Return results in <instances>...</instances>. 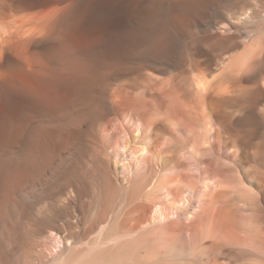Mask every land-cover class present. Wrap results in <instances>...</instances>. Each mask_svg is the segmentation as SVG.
Wrapping results in <instances>:
<instances>
[{
  "label": "rangeland",
  "instance_id": "374dc122",
  "mask_svg": "<svg viewBox=\"0 0 264 264\" xmlns=\"http://www.w3.org/2000/svg\"><path fill=\"white\" fill-rule=\"evenodd\" d=\"M224 1L226 2V0ZM224 1H222V3H225ZM234 1H236V3L238 2L236 7L251 5V8L247 11L245 10L247 13L243 12L238 18H232V21L235 22L236 26L239 28L233 29L230 25L225 24L226 26L219 25V31H224L225 28H227L230 32L232 31L231 33L235 31L237 34L239 33L240 40H246L257 31V28L261 25L259 18L264 16V0H233V2ZM218 2L207 7L210 12L207 9L206 11L205 7L203 9L205 14L202 10V13L195 18L197 21L193 20L195 25L192 21L193 24L189 23L191 24L190 26L188 24L184 28L179 29L172 21L166 19V26H168V29L166 33L163 34V36L166 35L164 36L165 38L159 35V37H156L157 32H152L151 37L150 35L141 33L139 47L136 46L133 49V52H137L136 55H129V59L123 63L124 65L114 63L113 66H118H114L113 69H109L112 64L106 66L107 68L109 67L108 69L104 65H97L102 67L99 68L96 66L100 73L96 68L92 70L94 67H90L91 69L88 68L84 73L87 77V81H83L84 87H82L86 89H80V92L75 91V93L73 90H69L68 86L73 81H64V79L75 76V73H73L70 68L66 66H63V68L60 64L53 61L45 49L42 51V48H34V52L40 49L38 52L42 51L40 53L43 54L40 55V53L33 52L31 55L33 59H36V61H34L35 64L37 62L36 65H38L39 68L33 65L34 62L32 63V67H30L27 61H25L29 59L27 56L26 59L25 56H23L24 58L21 57L22 59L11 56L8 58L9 60L7 59L1 63L3 65L0 66V202L2 203L3 201V205L1 204L2 207L0 205V231H2L0 232V257L2 256L4 260L2 257L0 259L4 262H2L3 264H19L21 261V263L24 264V260L30 261L31 257L32 260L35 258L34 261L37 262L36 264L42 262L44 264H55L62 259L72 257L81 260H95L97 257V260H102L104 258L112 260L120 252L124 251L130 242L134 241H139L141 243L139 249L140 253H144V246L150 242L156 243L158 246H160L161 243L164 245L167 243V247L173 250H177L180 248L178 246H181L182 248L180 250L183 251L184 248V250H186L185 252H187L191 247H196L198 245L197 240L201 242L200 239L203 237L197 232V235H195L196 233L194 231H184L186 233L184 234L183 232L181 234L183 236L181 237V235H177L178 232L175 231H177L178 227H183L197 220L201 221V224L204 223L202 225L203 228L207 226L212 228L211 236L209 238H207L208 236L205 237L206 239L203 238L202 243L212 244V241L213 243H215L214 241L216 240L219 242V239L227 241L228 236L232 233L245 235L244 229L240 230L236 228L234 224H232L234 219L231 220L230 217L233 218L234 214L240 212L238 211L240 209L237 207L239 204L236 202L239 196L245 195L250 201L251 193L248 184H242L239 180L243 178V174L251 171L252 173L256 172L253 174L257 176L260 174L264 176V165H262L264 163L260 161V152L257 150L258 147L252 146L255 145L257 141V144H259L264 137V124L257 125L255 132L249 136H247L249 134V128L239 126L237 123L236 125L229 124V127L216 124L212 126L206 125L193 110H190L189 106H186V96H184V93L178 94L177 92L181 91L177 86L181 84L183 87L185 84V81H179L181 78L215 67L211 64V58L215 54L214 49L219 47L214 43L211 36L214 34L211 33L215 31L211 25L214 22H221L223 20V22H225L227 16L232 15L235 10L229 9L233 6L232 2L230 4L228 3L227 7H225V4L222 5V3ZM212 6L213 8H211ZM17 25L15 24V26ZM175 34L177 35L175 36ZM206 36L210 40L205 38ZM162 38L164 40H162ZM149 40L151 43H148ZM156 44H158V47ZM161 44L165 45L163 48L167 46L166 49L171 46L166 50L169 52H167L168 55H166L165 49L162 50ZM152 45L158 50L160 48V50L158 51L154 47L153 49L155 50H153L151 47ZM148 48L151 49L148 50ZM141 50H145L144 55H142L143 52H141ZM161 50L162 52H160ZM158 52L160 53L159 55ZM45 53L48 56L46 59L52 60L51 63L55 64L53 66L54 68L56 67V72L58 70L57 73L60 76H56L57 73L53 75L55 69L52 68V64L47 66L50 62L48 60L49 64H46L47 60L45 59V61L43 57ZM134 57L138 59H136L137 62ZM159 57H164L165 60ZM127 62L131 63L128 64ZM162 62L166 68L163 66ZM39 63H41V65ZM168 63L172 65L171 69H168L170 68ZM41 66L43 67L40 68ZM139 66H141L143 70ZM44 68L50 69L51 71L54 69L52 75L53 77H57L56 80L47 74L49 71L47 72L46 70V73H43L41 69ZM61 68L63 70H60ZM39 69L42 72H40ZM64 69H69L70 72ZM137 69H139V73H137ZM140 69L144 72L141 73ZM60 71L67 72H64L66 74L62 73L65 78H60L62 76ZM42 73L43 75L45 74L44 78ZM47 75L49 76L47 77ZM99 76L101 79H98ZM177 79L179 80L177 81ZM50 83H52V86H50ZM55 83H57L58 86ZM247 84L248 83H245L243 92L245 94H251V87L249 86L252 85L251 83ZM40 85L42 86V88L40 87L41 89L38 88ZM59 86H61L60 89ZM48 87L50 93L47 90ZM64 88L65 90L61 92ZM50 89L53 92H51ZM20 90L23 92L21 91L22 93H20ZM31 91L33 92L32 96ZM20 94H22L23 98ZM45 94L47 95L45 96ZM76 94L80 95L79 98ZM181 94L183 97L180 96ZM36 95L37 98L40 97L41 100L36 99ZM95 95L98 97L95 98ZM53 96L56 97V99H53ZM101 96L108 100L111 107L115 105V108L120 107V109H124V107L128 106L127 108L130 110L132 116L129 113L131 117L129 116L125 120L116 121L120 123L118 127L117 124L114 123L115 121L110 120L113 118V115L111 113H104L103 108H101L103 99ZM72 97L76 99L73 100ZM92 98L94 99V103L92 102ZM53 100L57 101L54 102ZM97 101L100 102L101 107L99 103L97 104ZM25 102L27 104H25ZM40 104H44V106ZM50 104L54 106L52 105V107H50ZM23 105H25V107ZM178 105L180 110L178 109ZM230 105L222 107V109L224 111L223 113H227L228 117L230 116L229 119H232L234 118V114L237 113L239 103L234 102ZM48 107H50V109ZM53 107L58 108L53 109ZM100 109L102 111H99ZM101 112H103V114ZM23 113L24 115L20 116V114ZM18 116H20V118ZM168 116L174 119L175 124H171L167 121L166 118ZM151 121H154L155 124L157 123L159 127H161L160 125L163 126L161 129H158L159 127H156L154 122ZM151 123L153 125H151ZM228 123H230L229 120ZM121 124L122 126H120ZM21 127L23 129L22 131ZM210 127L212 129H210ZM233 127L235 128L231 129ZM7 128L8 130H6ZM246 136L249 137L247 140L249 146L247 144L244 146L241 143ZM111 142H117L118 145L120 144L119 147H117V159L119 161L117 165H113L110 161L106 162L109 159L107 157L111 149L105 150L104 145L105 143ZM10 143L11 145H9ZM237 145L239 146L240 153L237 151ZM142 146L146 147L143 156L140 155V148ZM241 147L243 148L241 149ZM26 150L28 151L26 152ZM32 159L34 161H32ZM11 166L12 168L17 167L18 169L15 168V170L13 168L14 170H12ZM22 166H26L25 169ZM31 166L36 169L35 176H33L35 177L34 183L27 180L29 175L26 176L29 174L27 172L30 171ZM216 167L218 171L215 169ZM9 168L11 172L16 171L18 175L11 172L8 173ZM19 169L21 170V174L18 173ZM42 170H45L44 174ZM213 170L215 172H213ZM211 171L213 173H211ZM223 171L227 173L225 174ZM8 175H10L11 178H9L10 176L8 177ZM21 175H23L24 179ZM12 177L15 179L13 178V180H11ZM105 182L109 184H107L109 187L105 185ZM115 182H120L119 186L114 185L113 183ZM22 183H24V186H21ZM2 184L6 186L7 189H5ZM116 186L120 190L119 196L113 201L114 203L112 205V197L110 198L109 196L111 195V191L113 193V191L116 190V188H113ZM8 187L14 188L8 190ZM94 187H96L95 190L93 189ZM111 187L115 190H111ZM12 189L15 190L11 191ZM3 190L4 193L2 192ZM181 191L182 194H180ZM11 192H13L14 195ZM96 192H98V194ZM167 193L172 195H168ZM176 193L180 194V196H175L174 194ZM106 194L110 195L107 196ZM9 195H11L12 198L14 196V200H10L11 198L8 197ZM172 196L177 197V199ZM182 198H184V200ZM104 206H110L111 208L108 207L104 210ZM154 208H159L158 211L161 210L159 212L163 214L162 219H158V221L152 220V216H154L153 214H155L156 211ZM229 213L232 214L229 216ZM146 214L147 216L150 215L148 216L149 218ZM8 216L11 218L9 219ZM102 216H105L104 222H100ZM141 217H144L146 220L140 222L142 224L134 228V224H137V221H139ZM190 219L192 220L190 221ZM148 220H151V222ZM229 220L231 221L230 224ZM131 226L133 228L130 229ZM172 227H176L174 229L175 231H173L176 235H173ZM190 232H194L193 235H190ZM8 235L11 237L9 238ZM195 236H197V239H195ZM32 245L36 247H31ZM17 248L18 250H16ZM29 252L31 253L30 255ZM2 253L6 257L3 256ZM26 257H28V259ZM144 263L154 264L155 259L142 262V264Z\"/></svg>",
  "mask_w": 264,
  "mask_h": 264
},
{
  "label": "bare ground",
  "instance_id": "6f19581e",
  "mask_svg": "<svg viewBox=\"0 0 264 264\" xmlns=\"http://www.w3.org/2000/svg\"><path fill=\"white\" fill-rule=\"evenodd\" d=\"M222 1H224V0H0V64L2 62H4L5 60H7L11 56H14V58H15V56L17 58L19 57V59L21 57L24 58L23 56H25V59H26V56H27L29 59H27L25 61H27V63L30 65V67H32V63L33 62H34L33 65L37 64V62L35 64L36 59H33V56H31L33 54V52H34L33 49L34 48H37V49L38 48H42V51H44L43 49H45V50H47L46 52H48L49 57L53 61H55L56 63L60 64L61 67L66 66V67L70 68V70L73 73H75V76L69 77L67 79H64V81L65 82L66 81H73L68 86L69 90L71 89L74 92L75 91H79L80 92V89H83V90L86 89V88L84 89L82 87H84L83 86V81H85V82L87 81V77L84 75V73L86 72V70H88V68L94 67V68H92V70H93V69L96 68L97 65H104L106 67L107 65L112 64L111 68H109V67L108 68L109 69H113L114 66H118V65H114L113 66L114 63L123 64L124 62H126L129 59V55H133V54L136 55L137 52H133L134 51L133 49L136 46L139 47L138 45H139V40L141 39V33H145L147 35H150V37H151V33L152 32H157L156 33L157 35L155 34L156 37L158 35L159 36H163V34L166 33V30L168 29V26H166V19L172 21L179 29L184 28L189 23H192V21L195 20V18H197L198 15H200V13H202V10L205 7H206L205 10H206L208 6L213 5V4L217 3V2L218 3H222ZM231 2L233 4V6H231L229 9H235L233 14L230 15V16H227V18L225 19L226 20L225 22H223L224 21L223 20L221 22L220 21L219 22H214L211 25L215 29V31L211 33V34H213V33L214 34L211 35V36H212V38L214 40V43L217 44L218 47H219V48L214 49V51H215L214 53L215 54L211 58V61H212L211 64L214 65L215 67L214 68H209V69L204 70V71H199V72H197V73H195L193 75L181 78L180 80L177 79V81L178 80L179 81H185V84L183 85V87L181 86V84L180 85H178L179 83L177 84L178 85L177 86L178 89L180 88L181 91H182V92L181 91L180 92L177 91V92H178V94L179 93H182V94L184 93V96H186L185 97L186 106H189L190 110L191 111L193 110V112L195 114H197L199 116V118H201V120L204 122V124L210 125V126H212L213 124H216V125H221L223 127H225V126L229 127V124H235L236 125V123H237L239 126L248 127L249 128V132H248L249 134L247 135V136H249L250 134H253L255 132V129H256L257 125H260L262 123L264 124V68H263L264 67V16L259 18L260 19L259 21L261 22V25H260V27L257 28L258 30L255 31L252 35H250L248 39L240 40L239 39L240 35H238L239 33L237 34L235 30H233V31H235L234 33H231L232 31L230 32V30L227 29V28H225L224 31H219V27H220L219 25H223L224 26L225 24H227V25H230V27L233 28V29L239 28L238 26H236L235 22L232 21L233 20L232 18H238L243 12L247 13L246 11L249 8H251V5H249V6L245 5L243 7L242 6L236 7L237 6L236 4L238 2L237 3H236V1L233 2V0H226V2L222 3V5L225 4V7H227L228 3L230 4ZM239 3H240V1H239ZM211 8H213V6ZM208 11L210 12V10H208ZM203 12H204V10H203ZM204 14H205V12H204ZM207 14H208V12H207ZM195 21H197V20H195ZM193 23H194V21H193ZM222 23H224V24H222ZM15 24L16 25L18 24V25L15 26ZM190 25L191 24H189V26ZM194 25H195V23H194ZM154 30H156V31H154ZM176 35L177 34H175V36ZM164 36H166V35H164ZM205 38H207V36ZM162 40H164V39L162 38ZM208 40H210V39H208ZM173 42H175V41H173ZM148 43H151L150 40H149ZM155 43H157V42H155ZM159 43H161V42H159ZM164 44H161L162 45L161 46L162 50L165 49V51H166L168 48L171 47L170 46V47H168L166 49V47H167L166 46L165 48H163V46H165ZM156 45L158 47V44H156ZM174 46H175V44H174ZM176 46H177V44H176ZM140 47H141V45H140ZM151 47L153 49L154 45H152ZM189 47H190V45H189ZM213 48H215V47H213ZM149 49H151V48H148V50ZM155 49H157V48H155ZM155 49H153V50H155ZM159 50H160V48H159ZM162 50L160 52H162ZM38 51L34 52V53H38L39 54L40 52H42V51H40V52H38ZM135 51H137V50H135ZM177 51H179V50H177ZM141 52H143L142 55H144L145 50L144 51L141 50ZM167 52L168 51H166V55H168ZM42 54L40 53V55H42ZM45 54L43 55L44 60L46 59V57H48L47 54L46 55ZM155 54H157V53H155ZM159 54L160 53L158 52V55ZM29 56H31V57H29ZM159 58H163L164 59V57H159ZM51 59H48L50 64H49L48 60L46 59L47 62H48V63L46 62V64H49L47 66H50L52 64V68H54L53 65H55V64L51 63V61H52ZM134 59L136 60L137 58L134 57ZM137 60H136V62H137ZM166 60H167V58H166ZM136 62H134V63H136ZM41 63H39V64L41 65ZM130 63H128V64H130ZM176 63H177V61H176ZM162 64H163V62H162ZM170 64H171V62H170ZM170 64H169L170 68H168V69L172 68L171 67L172 65H170ZM2 65L3 64H1L0 66H2ZM60 65H59V68H60ZM125 65H126V63H125ZM137 65H139V64H137ZM36 66H37V68H39L38 65H36ZM43 66H44V64H43ZM43 66H41L40 68H42ZM163 66H164V64H163ZM97 67L102 68L100 66H97ZM139 67H141V66H139ZM47 68H49V67H47ZM44 69H45V71H44ZM44 69H41L43 71V73L44 72L46 73V70H47V72L49 71L47 74H49L51 76V78L53 77V75H55L58 72V70L56 72V67L54 68L55 71H53L54 69L52 70L54 72L53 75H52V71L50 69L49 70L46 69V68H44ZM141 69H142V67H141ZM141 69H140V71H141ZM41 70H40V72H42ZM60 70H63V69L61 68ZM64 70H68L70 72L69 69H64ZM96 70H97V68H96ZM138 70L139 69L136 70L137 73H139ZM216 71H218V72H216ZM50 72H51V74H50ZM64 72H66V71H63L60 74H62V73L66 74L67 73V72L66 73H64ZM89 72H90V70H89ZM142 72H144V71H141V73ZM43 73H42V75H43ZM63 74H62V76L60 78L64 77ZM95 74H97V73H95ZM49 75H47V77ZM58 75L59 74L57 73L56 76H58ZM89 75H90V73H89ZM144 75H145V73H144ZM144 75H142V76H144ZM56 76L53 77L55 80L57 78ZM67 76H68V74H67ZM137 76H139V75H137ZM137 76H135V77H137ZM44 77H45V74L43 75V78ZM62 79H60V80H62ZM98 79H101V77L99 76ZM102 79H103V77H102ZM50 80L53 81L52 79H50ZM102 81H105V80H102ZM65 82H62V83H65ZM57 83H55V84H57ZM245 83H248V84L251 83L252 86H249V87H251V92H252L251 94H245L243 92L244 91L243 87L245 88ZM7 84H9V83H7ZM51 84L52 83H50V86H52ZM59 85H60V83H59ZM57 86H58V84H57ZM179 86H181L182 88L179 87ZM40 87L42 88L41 85L38 88L41 89ZM60 87L61 86H59V89H60ZM68 87H67V90H68ZM24 89H26V88H24ZM56 89H54V90H56ZM32 90H33V88H32ZM47 90L49 92V87H48ZM64 90H65V88L63 90H61V92L64 91ZM83 90H81V91H83ZM21 91L22 90H20V93L23 92V91L22 92ZM50 91H51V89H50ZM51 92H53V91H51ZM67 92H65V93H67ZM41 93H42V91H41ZM45 93H46V90H45ZM55 93H57V92H55ZM39 94H40V92H39ZM182 94L180 96H182ZM32 95H33V92L31 93V96ZM46 95L47 94H45V96ZM76 95L79 98L80 95L79 94H76ZM20 96H22V94H20ZM64 96H66V95H64ZM69 96H70V94H69ZM95 96H96L95 98L98 97L97 95H95ZM41 97H42V95H41ZM22 98H23V96H22ZM54 98L56 99V97L53 96V99ZM36 99H40V97L37 98V95H36ZM74 99H76V98H73V100ZM98 99H96V100H98ZM57 100H55V101H57ZM23 101H25V100H23ZM100 101H101V99H100ZM54 102H51V103H54ZM92 102L94 103V99H93ZM234 102L235 103H239V108L237 110V113L234 114V118L229 119L230 116L228 117L227 113L226 114L223 113L224 111H223L222 107L230 105V104H232ZM13 103H15V102H13ZM44 103H45V101H44ZM98 103H99L100 107H101V104H102L101 108H103L104 113H108V114L111 113L113 115V118L110 119V120L115 121L114 123H116L118 127H119L118 124H120V123H118L116 121L125 120L127 117H129L131 115L130 110L127 108L128 106L124 107V109L122 107H121L122 109H120V107L119 108H115L114 107L115 105L113 107H111L110 103L105 98L102 99V103L101 104H100L99 101H97V104ZM25 104H27V103L25 102ZM90 104H92V103H90ZM40 105L44 106V104H40ZM52 105L53 104H50V107H52ZM23 106L25 107V105H23ZM50 107H48V108L50 109ZM54 108H56V107H53V109ZM35 109H37V108H35ZM53 109H51V110H53ZM127 109H128L129 112L127 111ZM178 109L180 110L179 105H178ZM20 111H22V110H20ZM99 111H102V110L100 109ZM176 111H177V108H176ZM11 112H13V111H11ZM24 113L20 114V116L21 115L23 116ZM55 113H56V111H55ZM101 113L103 114V112H101ZM129 113H130V115H129ZM185 115H186V113H185ZM230 115H233V114H230ZM9 116H10V114H9ZM20 116H18V117L20 118ZM136 116H138V115H136ZM102 117H104V116H102ZM31 118H32V115H31ZM171 118L172 117L169 118V116H168L166 119L171 124H175L174 119L172 118L173 119L172 120ZM135 119H137V118H135ZM10 120H11V118H10ZM131 120H133V119H131ZM153 120H155V119H153ZM228 120H229L230 123H228ZM127 121H128V119H127ZM151 122H154V121H151ZM116 124H113V125H116ZM154 124H155V122H154ZM151 125H153V124L151 123ZM155 125H156V127L158 126L157 123ZM120 126H122V124ZM160 126L162 127L163 125H160ZM161 127H159L158 129H161ZM231 127H232V125H231ZM5 128H6V126H5ZM234 128L235 127L231 128V129H234ZM210 129H212V128L210 127ZM6 130H8V128ZM22 130L23 129L21 127V131ZM132 130H133V128H132ZM54 131H56V130H54ZM136 131H137V129H136ZM222 131H224V130H222ZM58 134H60V133H58ZM58 136H60V135H58ZM247 136H246V138L244 137L245 139L241 142L242 145H244V146H246V144L248 142L247 140H248L249 137H247ZM239 137H238V139H239ZM76 138H75V140H76ZM117 142H115V143H112V142L111 143H105V145H104L105 147L103 146L105 150L111 149V151H110V153L108 154V157H107L109 159L106 162L110 161L111 163H113V165H117L118 162H119L118 159H117V152H118L117 151L118 150L117 147H119L120 144L118 145ZM257 142L255 143V145H252V146L258 147L257 150H259V152H260V161L262 163H264V137L262 138L261 142H259V144H257ZM9 145H11V143ZM256 145H258V146H256ZM1 147H2V144H1ZM31 148H33V147H31ZM242 148L243 147H241V149ZM244 149H246V148H244ZM8 150H10V149H8ZM145 150H146V147H144V146H142L140 148V151H141L140 155L141 156H143V154H145ZM27 151L28 150H26V152ZM31 151H32V149H31ZM237 151L238 152L240 151L239 146H238V150ZM107 153H108V151H107ZM242 158H243V156H242ZM22 159H21V161H22ZM29 159H31V158H29ZM14 161H16V160H14ZM32 161H34V160L32 159ZM15 165H16V163H15ZM30 165H32V164H30ZM262 165H264V164H262ZM33 166H34V163H33ZM33 166H31V167H33ZM25 167H23V168L25 169ZM31 167H30V171L27 172L29 174H27L26 176L29 175L28 176L29 178L27 180L29 182H31V183H34L35 182V180H34L35 177H33V176H35L34 174L36 173V169L34 167L33 168H31ZM11 168H12V166H11ZM13 168H12V170H14L15 168L18 169L17 167H15L14 169ZM215 169H217V171H218L217 167ZM221 169H222V166H221ZM37 170H39V169H37ZM228 170H229V168H228ZM228 170H226V171H228ZM20 171L21 170L19 169V172L18 171L17 172L19 174H21ZM44 171H43V174H44ZM253 171H255V170H253ZM257 171H258V169H257ZM10 172H11V169L9 168V172L8 173H10ZM213 172H215V171L213 170ZM213 172L211 171V173H213ZM221 172H222V170H221ZM224 172L225 171H223V173ZM250 172L251 171H249V173H247V172L245 173L244 172L245 174H243L244 175L243 178L239 179L240 183H242V184L247 183L248 184V186L250 188V193H251L250 201H249V198L247 196H245V195L239 196L238 199L236 200V202L239 204L237 207L240 209V210H238L240 212H238V211L237 212L240 213V214L236 213V214L233 215L234 217L232 216L233 218L230 217L231 220L234 219L232 221L233 222L232 224H234V226L236 228H239L240 230L244 229L243 231H245V235H239V233H232V234L230 233L231 235L229 234L230 236H228V238H227L228 242L225 241V240L219 239V242L216 240L217 242L214 241L215 243H213V241H212V244L202 243V241H203L202 239L203 238H205L207 236H208L207 238H209L211 236L212 228L209 227V226L203 228L202 225L204 223L201 224V221L197 220V221H192V222H190L188 224L186 223L187 225H185L183 227H178L177 231L174 230L176 227L175 228L172 227L173 228L172 232L173 231L178 232L177 235H179V234L181 235L184 231H194L195 233L196 232L200 233L201 235L200 234L199 235L203 237V238L199 237V238H201L200 239L201 242H199V240H197L198 241V243H197L198 245L196 247H194V248L191 247V249L189 251L187 250V252H185L186 250H184V248H183V251H181L180 250L182 248L181 246H178V247H180V248H178L180 250L179 251L178 249L177 250H173V249L167 247V243H165L166 245L161 243V245L158 246L156 243H151L150 242V243H147L144 246L145 247L144 253H140L139 249L141 247V243L139 241H134V242H130L128 244L127 248L124 251L120 252L112 260H110L108 258H104L102 260H97L98 257L95 260L94 259H87V260L82 259L81 260V259H79V258L77 259L75 257L74 258L73 257L72 258H68L67 257L68 259H62V260L56 262L55 264H111V263L112 264H142V262H148L151 259H155V263L154 264H264V176H262L263 174L259 175L258 173L257 174L259 176H257L255 174H253V173H256V172H253V173L252 172L250 173ZM11 173L17 174L16 171L15 172H11ZM54 173H55V171H54ZM219 173H220V171H219ZM226 173L227 172H225V174ZM1 174H3V173H1ZM9 176L10 175H8V177ZM21 176L23 178V175H21ZM21 176H19V177H21ZM9 178H11V176ZM13 178L14 177H12L11 180H13ZM16 180H17V178H16ZM106 180H107V178H106ZM37 181H38V179H37ZM10 182H12V181H10ZM16 183H17V181H16ZM115 183H113V184L119 186L120 182L119 183L115 182ZM19 184H20V182H19ZM23 184L24 183H22L21 186H24ZM107 184L108 183H106L105 185H107ZM117 186L113 187V188H116V190L112 189V187H111V190H115V191H113V193L111 191L110 192L111 195L109 194L110 196L106 194L110 198L112 197V201H111L112 205L114 203L113 201L115 199H117V197L119 196V191L120 190H119V188H117ZM0 187H1V185H0ZM4 187H5V189H7L6 186H4ZM16 187H15V189H16ZM11 188H14V187H8V190L11 189ZM95 188L96 187H94L93 189L95 190ZM120 188H121V185H120ZM1 190H2V188H1ZM14 190L12 189L11 191H14ZM5 191H7V190H5ZM2 192L4 193V190ZM98 192H96V193L98 194ZM11 193L13 194V192H11ZM180 194H182V191H181ZM180 194L176 193L174 195L175 196L176 195L180 196ZM170 195H172V194H170ZM99 196H101V195H99ZM175 196H172V197L177 199V197H175ZM8 197L11 198L10 200H12L14 198V196L12 198L11 195H9ZM15 197H16V195H15ZM217 197H219V196H217ZM3 198H4V196H3ZM93 199H94V197H93ZM182 199L184 200V198H182ZM1 200H2V198H1ZM21 201H23V200H21ZM95 201H96V199H95ZM169 201L172 202L171 200H169ZM2 203H3V201H2ZM2 203L0 202V205ZM17 203H19V202H17ZM111 203H110V205H111ZM176 203H178V202H176ZM2 205H1V207H2ZM12 205H14V204H12ZM108 207H110V206H108ZM108 207L104 206V210H105V208H108ZM21 208H22V206H21ZM158 209H155L156 211H155V214H153L154 216L151 215L152 216V220H155V221L157 220L158 221V219L159 220L162 219L163 214L160 213L159 211H161V210L158 211ZM6 211H8V210H6ZM2 212H3V210H2ZM227 212H229V211H227ZM232 213H229V216ZM146 216H147V214H146ZM148 216H150V215H148ZM10 218L11 217H9V219ZM200 218H197V219L201 220L202 218L201 219ZM145 220L146 219L144 217H141L139 219V221H137V224L136 223L134 224L135 225L134 228L138 227L139 224L141 225L142 223H140V222H143ZM191 220L192 219H190V221ZM104 221H105V216H102L100 218V222H104ZM148 221L151 222V220H148ZM230 223H231V221L229 222V224ZM131 228H133V227L131 226L130 229ZM0 232H2V231H0ZM185 233L186 232H184V234ZM193 233L190 232V235H193ZM197 233L195 235H197ZM174 234L175 233L173 232V235ZM170 235H172V234H170ZM182 236L183 235H181V237ZM8 237H9V235H8ZM190 237H192V236H190ZM177 238H178V236H177ZM179 238H180V236H179ZM195 239H197V236H195ZM193 240H194V236H193ZM176 241H178V240H176ZM162 242H164V241H162ZM178 242L181 243L180 241H178ZM195 242H196V240H195ZM179 245H181V244H179ZM31 247H34V246L32 245ZM183 247H184V245H183ZM16 250H18V248ZM11 252H9V253H11ZM30 254L31 253L29 252V255ZM3 256H5V255L3 254ZM26 258L28 259V257H26ZM2 259H3V257H2ZM30 259H31L30 261H25L24 260V264H36L37 263L36 261H34L35 258H33V260H32V257H31ZM2 262L3 261L0 259V264L4 263V262L3 263ZM7 262H8V260H7ZM38 264H44V263L42 262V263H38Z\"/></svg>",
  "mask_w": 264,
  "mask_h": 264
}]
</instances>
